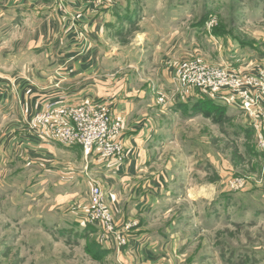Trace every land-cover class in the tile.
<instances>
[{
  "label": "rangeland",
  "instance_id": "obj_1",
  "mask_svg": "<svg viewBox=\"0 0 264 264\" xmlns=\"http://www.w3.org/2000/svg\"><path fill=\"white\" fill-rule=\"evenodd\" d=\"M127 1L146 3L147 27L154 37L160 32L166 40L172 36L176 41L174 32H183L177 47L182 60L178 64L201 59L209 65L234 69L230 71L239 77L264 72V0ZM173 76L174 71L170 88H165L168 92L163 94L171 92ZM193 92L187 93L192 102L204 99ZM176 105L179 103L169 104V108ZM162 120L164 139L157 148L160 160L154 169L164 172L172 184L159 204V212L163 213H156L155 224L146 226L151 219L147 211L141 216L145 232L160 238L152 255L156 258L149 262L264 264V152L253 123L235 106H230L228 117L218 123L212 117L194 113L189 105L163 112ZM124 127L123 123L122 132ZM210 158L223 164L218 172L215 169L217 173ZM123 160L124 155L122 160L115 159L117 163ZM2 164L0 264L144 262L140 253H129L133 258L128 257L123 249L127 244L121 246L125 239L129 243L132 230L141 221L138 225L133 221L119 225L105 202L99 181L92 183L87 177L86 182L70 189H58L51 179L41 184L36 165L24 162L20 156ZM180 170L188 174L187 189L179 188L178 176H172ZM97 186L102 189L103 205L113 226L122 231V237L106 232L107 219L98 214L94 204L93 190ZM203 187L211 188L210 194ZM128 223L134 227L125 232Z\"/></svg>",
  "mask_w": 264,
  "mask_h": 264
},
{
  "label": "crops",
  "instance_id": "obj_2",
  "mask_svg": "<svg viewBox=\"0 0 264 264\" xmlns=\"http://www.w3.org/2000/svg\"><path fill=\"white\" fill-rule=\"evenodd\" d=\"M144 5L124 0H107L104 7L87 0H0V163L20 156L36 165L41 184L51 179L58 189H70L87 177L99 181L119 225L141 221L123 247L125 254L140 253L142 261L153 263L160 238L145 232L141 216L147 211L151 219L145 220L146 226L155 224L172 184L154 169L164 139L162 114L190 105L193 98L181 95L179 105L171 108L158 102L182 61L177 47L183 32H174L176 41L160 32L154 37ZM86 99L107 105L124 123L122 162L97 152L87 157L80 145H66L45 126L30 124L49 103L76 106ZM210 161L217 172L223 166L215 158ZM172 176H178L179 188L187 189L186 171ZM203 189L210 194L211 188Z\"/></svg>",
  "mask_w": 264,
  "mask_h": 264
},
{
  "label": "built area",
  "instance_id": "obj_3",
  "mask_svg": "<svg viewBox=\"0 0 264 264\" xmlns=\"http://www.w3.org/2000/svg\"><path fill=\"white\" fill-rule=\"evenodd\" d=\"M87 1L94 7H104L107 2ZM230 70L224 66L209 65L201 59H190L180 63L175 67L171 92L160 95L158 102L174 105L181 95L193 90L198 92L199 98H208L218 104L228 105L227 107L235 106L253 123L259 147L264 152V72L249 76L240 74L239 77L234 75L235 71ZM30 124L45 126L51 137L66 145H80L87 156L98 151L107 159L123 158V145L120 142L123 123L115 119L111 109L103 103L90 99L77 106L52 102L45 111L38 113ZM93 196L98 214L107 219L106 232L108 234L116 232L122 237V231L113 226L112 218L103 205L101 187L94 188ZM91 217L93 218L92 215ZM133 227V223H128L124 230L128 232ZM126 244L128 241L125 239L121 246Z\"/></svg>",
  "mask_w": 264,
  "mask_h": 264
},
{
  "label": "trees",
  "instance_id": "obj_4",
  "mask_svg": "<svg viewBox=\"0 0 264 264\" xmlns=\"http://www.w3.org/2000/svg\"><path fill=\"white\" fill-rule=\"evenodd\" d=\"M189 107L194 113H202L207 117H212L213 120L217 123L222 122L225 118L228 117L229 107L222 104H218L211 99L204 98L195 100L190 103ZM96 245L98 244L96 243Z\"/></svg>",
  "mask_w": 264,
  "mask_h": 264
}]
</instances>
